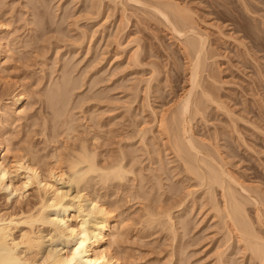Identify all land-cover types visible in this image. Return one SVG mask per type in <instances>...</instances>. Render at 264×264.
I'll list each match as a JSON object with an SVG mask.
<instances>
[{"label":"rangeland","instance_id":"rangeland-1","mask_svg":"<svg viewBox=\"0 0 264 264\" xmlns=\"http://www.w3.org/2000/svg\"><path fill=\"white\" fill-rule=\"evenodd\" d=\"M0 2V10L5 12L3 18L8 19L5 22L11 23L8 24L11 31L14 29L11 36L19 35L6 51L9 68L4 72L3 82H0V91H12L19 84L21 89L27 90V113L39 115L40 106L44 105L40 100V92L50 86L51 78L58 77L62 66L70 61L66 70L72 66L69 71L79 81L81 79L82 85L80 84L77 92L88 94H84L88 96L84 107L93 106L92 113L87 109L86 114L95 115L97 122L106 119V154H119L120 146L126 149L127 145L134 143L136 160L132 161L137 163L135 166L142 173L141 176L147 179L144 182L148 193L151 192L149 186L153 184L150 178L159 174L166 166L172 168V182L179 187L180 194L186 191L184 185L187 181L183 177V185L184 182L180 181L182 174H175L179 163L173 152L166 147L164 134L159 133L158 124L155 122L156 117L160 118L164 111L168 113L176 108L177 101L187 92L186 88H190L191 61L186 47L183 46L184 42H180L183 38L169 29L170 25L152 8L131 1L116 6L112 2L109 4V0H103L102 6L100 4L102 8L98 6L100 0ZM176 2L183 5V8L187 7L189 13H193L201 32L208 36L204 55L207 66L205 72H202V79H205L202 80V85L203 88L205 86L204 89L216 93L213 103L207 101L203 95L200 97L203 93L201 88L196 94V98L204 102L205 108L204 113L197 114L192 121L194 138L204 142L206 148H213L211 151L214 150L212 152L218 160L223 156L228 161V168L237 175L236 178L242 180L241 183H245L248 188L259 186L257 192L262 189L264 193V0ZM36 9L45 18L44 33L37 44L26 46L23 39L27 40L28 36L25 35L34 31H31L34 24L26 23L34 18ZM136 51L138 55L135 57ZM93 77L97 84L94 81L91 91H87ZM95 90L103 91L102 97L94 96ZM91 95L92 99L89 98ZM10 102L0 99V108ZM228 108L230 111L226 110ZM82 114L84 115L83 112ZM32 120H17L8 137H12L15 142L23 138L21 141L24 140L25 144L20 141L18 145H23L20 148L24 149L26 144H33L30 146L35 148V152L39 156H45L49 149L44 136L36 135L25 127ZM36 126L31 128L39 127ZM217 149L220 151L217 152ZM20 151L12 153L23 152ZM218 153L222 155L218 156ZM129 176L134 177L132 174ZM133 183H138V179ZM62 186L69 190V184ZM94 187H100L98 190L106 198V184H95ZM220 190L216 191L219 199ZM122 191L120 188L119 194L110 197L111 201L119 200L117 212H122L121 218L125 219L123 227L127 237L124 235L120 252L121 264L175 262L171 232L155 227V224L150 227L146 220L148 217L144 218L145 204H153L152 197L136 199L126 196ZM206 192H202L201 197L197 192L187 200L191 209L190 230L182 239V244L189 240L185 242L189 244L185 248L187 252L184 250L186 257L190 253L187 264H218V256L222 251L226 252L224 256H228L227 258L236 257L237 264H254V261L247 260L249 257L245 250L247 256L243 255L246 253L241 251L242 244L231 240L238 248L233 244L227 246L228 232L221 228L218 216H214L208 201L209 193ZM255 192L253 191L254 194ZM184 194L186 193L181 196ZM262 196L263 199L264 194ZM30 198L34 199L33 196ZM12 199L14 196L6 203L4 198H0V203L10 206ZM252 205H248L247 209L251 218L256 219V207ZM257 224L255 223L259 227ZM258 229L263 231L261 227ZM235 261L233 260L234 263Z\"/></svg>","mask_w":264,"mask_h":264},{"label":"bare ground","instance_id":"bare-ground-1","mask_svg":"<svg viewBox=\"0 0 264 264\" xmlns=\"http://www.w3.org/2000/svg\"><path fill=\"white\" fill-rule=\"evenodd\" d=\"M127 1L140 3L158 13L171 26L169 29L183 38L180 42H184L183 46L186 47L188 58L190 57V88H186L187 92L177 101L175 109L169 108L172 113L164 111L160 118L155 119L159 133L164 134L166 147L173 152L179 163L175 174H182L181 182H184L183 177L187 181L186 185L183 183L184 188H187L184 190L186 194L181 196L184 192L180 194L179 187L172 182L174 172L167 166H163L164 169L160 167L162 171L153 175V180L150 178L153 184L149 186L151 192L148 193L144 182L147 179L138 171L135 166L137 163H133L136 160L134 143L127 145L126 149L120 146L119 154H106V119L97 122L96 116L91 114L93 106L84 107V101L86 98L88 100V96L84 95L87 92H77L82 85L81 79L79 81L76 75H72V66L71 70H66L70 62L68 60V64L60 68L62 71L59 76L51 78L50 86L39 91L42 97L40 100L44 104L40 106L41 115L27 113V90L21 89L19 84L15 83L10 92L0 91V99L11 101L0 108V198L8 203L14 196L12 205L0 203V264H121L120 252L124 238L127 237L123 227L125 219L121 218L122 212H117L119 200L110 199L112 195L119 194L120 188L126 196L136 199L152 197L153 204H145L146 215L143 216L148 217L146 220L150 227L155 224V227L171 232L173 256L176 257L172 264L188 262L190 253L186 257L185 248L189 244L185 242L189 240L182 244L191 222V209L187 200L197 192L201 197L202 192L206 191L209 193L206 192L214 216H218L221 228L228 232L227 246L232 245V241L240 243L242 250H239L248 253L247 260L254 261V264H264L262 189L257 192L259 186L248 188L245 183H241L242 180L236 178L237 175L228 168V161L221 156L222 153H218L220 161L213 154L214 150L211 151L213 148H206L204 142L196 140L192 131L193 119L197 114L204 113L205 108L204 102L196 98L199 89L203 91L200 97L203 95L207 101H215L216 93H211L202 85V80H205L202 79V72H205L207 66L204 55L208 36L201 32L193 13H189L188 8H183L178 1L175 3L176 0H109V4L125 5L129 3ZM100 4L102 6L103 0H100L98 6ZM38 10H34V18L26 23L34 24L31 29L34 34L25 35L28 39H23L26 46L37 44L44 33L45 18ZM4 14L0 10V18ZM3 19L0 20V82H3L4 72L9 68L6 51L19 36H11L14 29L11 31L8 27L10 22L7 24V18ZM137 51L135 57L138 55ZM78 77L81 78L79 75ZM94 79H89L91 83L89 82L87 91H91L96 83L97 80ZM96 91L94 96L102 97L103 91ZM89 98L92 99V95ZM221 104L218 106L223 108ZM87 109L91 111V115L86 114ZM228 109L226 110L230 111ZM22 118L27 121L33 119L25 127L46 139L48 148L45 149L49 150L45 156H39L35 148L30 146L33 144L20 148L22 144L18 143L23 138L15 142L12 137H8V133L13 131V124ZM38 119L40 121H36ZM35 125L39 127L32 129ZM20 149L23 152L17 154ZM12 150L17 153H12ZM129 174L134 177L129 178ZM137 179L138 183L134 184L133 181ZM61 183L71 187L65 190ZM95 184H106V198L98 190L100 187H94ZM191 186L193 187L190 188ZM217 189H221V200L217 197ZM252 189L257 193L254 194ZM251 204L256 207V219L251 218L248 212V205ZM224 252L219 253L218 264H237L236 257L227 258ZM247 253L243 255L247 256Z\"/></svg>","mask_w":264,"mask_h":264}]
</instances>
